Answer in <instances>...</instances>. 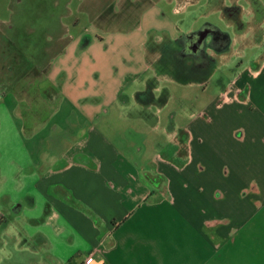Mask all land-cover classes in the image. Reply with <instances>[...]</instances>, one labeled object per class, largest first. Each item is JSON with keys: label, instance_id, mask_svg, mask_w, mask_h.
Returning a JSON list of instances; mask_svg holds the SVG:
<instances>
[{"label": "crops", "instance_id": "obj_1", "mask_svg": "<svg viewBox=\"0 0 264 264\" xmlns=\"http://www.w3.org/2000/svg\"><path fill=\"white\" fill-rule=\"evenodd\" d=\"M143 1L149 4L154 0ZM176 2L180 4V0ZM197 2L199 0H193L190 4L184 3L183 9ZM85 11L88 14L97 13L89 11L88 8ZM38 18L26 13L20 17L19 22L22 23L23 29V24L36 23ZM237 20L227 19L229 24L239 25ZM50 22L49 24H53V21ZM205 25L210 26L211 32H218L222 36L218 39L220 43L212 50L217 52L218 56L219 53L221 55L227 53L232 43L230 35L210 23ZM201 29L183 32L175 27L169 31V35L163 34L159 41H152V48L164 39L171 43V57L156 67L160 74L169 70L176 74L177 79L199 81L212 72L211 62L200 66L195 64L193 56L188 57L186 52L181 54L184 43L197 39L198 36L193 34L201 32ZM176 33L179 35H174ZM212 36L211 33L206 34L200 37V41L208 43ZM28 38L25 36V39H19L22 46L26 47L20 53L27 58L35 57L24 52L28 46L26 43H36L34 38ZM173 43L180 48H173ZM148 44L151 43L147 42L143 47L145 55L141 58L144 62L140 59L135 65L131 62V66L127 67L132 77L134 76L131 78L132 81H137L131 89L123 83L113 85L108 81L112 80L111 71L115 69H112L111 64L100 65L99 84L93 88L88 87L86 84L88 78L85 75L90 71L87 63L91 61L81 62L76 56H71L72 62L68 61V53L65 51H60L54 60L63 62L67 58L66 69L56 68L50 71L47 67L31 70L35 77L52 73L54 78L57 77L61 81L55 83L56 87L52 89L54 92L48 93V95L51 93V101L57 99L59 102V98H62L68 106L73 107V104L86 103L91 96H98L100 105H103L102 100L106 103L108 99L110 103L128 109L133 106L144 109L143 115H124L120 121L135 130L146 129L154 136L156 142L153 150L145 158L135 161L120 148L119 141L114 140L117 132L110 126L103 123L98 128L85 123H90L94 117L100 116L99 113L92 114L87 109L74 120H67L68 117L62 120L51 115L50 120L47 119L50 121L49 133L33 142L32 138L36 136L40 117L36 111L35 113L29 111L31 112L29 121L34 127L21 131L23 136L29 137L30 147L19 149L31 157L23 165L25 170L23 179L25 188L29 186L34 195L36 191L42 196L40 198L43 210L37 214L42 215V219L39 220L42 230L37 232L28 229L30 223H36V219L39 218L31 220V217H22L24 209L28 211L32 207L39 208L38 201L30 198L34 195L28 193H23L27 203H21L20 198L15 200V205L8 203L0 222L3 225L0 227L2 239L5 234H9V237L15 238V246L20 247L21 252L29 250L33 252V257L22 264H178L175 254L179 246L173 244L172 238L169 239L168 236L171 231L177 229L171 226L173 221L170 220L169 202L176 203L178 200L181 202L182 192L186 191L187 186L192 190L191 197H197V188L205 187L206 192L213 191L211 186L213 181L217 180L214 172L219 163L218 154L213 151L212 139L217 134L223 138L227 133L230 141L227 145L225 182L230 196L227 197V201L231 202V206H228L229 213L242 214L244 218L264 213L263 101L251 103L247 100L244 102L248 104L246 107L238 102L236 95L235 98H227L229 102L235 101L237 106L243 107L228 112L234 119L242 118L241 131L234 125L231 131L220 132L218 126L220 118L217 113L219 111L213 108L209 112L202 111L197 116H190L184 125L178 122L176 115L168 122L162 112V108H166L168 94L166 89L162 90L163 99L157 101V93L161 87L153 84L155 79H152L155 75L150 73L151 64L148 58L152 59L154 56L149 54ZM42 48L38 53L40 57ZM150 50L156 54L153 49ZM163 50L165 51H161L162 55L167 49ZM159 61H163L161 55ZM258 87L263 90L262 86ZM218 106L219 104L216 108ZM249 118L254 119L252 129L245 123ZM103 122H106V119ZM59 130L67 131L69 136L60 138ZM54 135L58 136L55 138ZM43 139H48V143L42 141ZM208 206L212 207V204ZM195 215L196 213L192 214L195 220L194 227L185 228V231L191 234L192 242L198 243L197 251L204 250L209 254L225 248L204 247L206 244L201 226L207 223V219H202V214L197 218ZM70 232L76 237H70L68 241L67 237H61ZM179 238L177 237L178 242H182ZM236 241L232 250H241L243 240H239L237 245ZM181 259L187 261L185 257ZM197 264L203 262L199 261Z\"/></svg>", "mask_w": 264, "mask_h": 264}, {"label": "rangeland", "instance_id": "obj_2", "mask_svg": "<svg viewBox=\"0 0 264 264\" xmlns=\"http://www.w3.org/2000/svg\"><path fill=\"white\" fill-rule=\"evenodd\" d=\"M192 1L180 0L178 4L176 0H154L153 3L146 4L143 0H41L40 3L34 0H0V222L8 203L15 205V200L20 198L21 203L25 204L27 199L23 193L34 195L31 187L25 188L23 179V165L31 157L19 149L30 147L29 137L23 136L22 131L34 127L29 121L31 112L36 111L40 117L33 142L49 133L51 115L62 120L66 117L69 118L67 120H74L87 109L100 116L85 123L98 128L103 123L110 126L117 132L114 140L119 141L120 148L135 161L145 158L155 147L156 139L146 129L135 130L120 121L124 115H143L144 109L135 106L128 109L110 103L108 99L106 103L102 100L103 105H100L98 96H91L89 99L86 97V103L73 104V107L68 106L62 98H59V102L57 99L51 101V93H48L54 92L55 83L61 81L54 78L52 73L35 77L31 70L47 67L50 71L56 68L66 69L67 58L63 62L54 60L60 51L68 53V61H71V56H76L81 62L91 61L87 63L91 72L87 71L85 75L88 87L93 88L99 84L100 65L111 64L112 69H115L111 71L112 80L108 81L113 85L123 83L131 89L137 81H132L134 76L132 77L127 67L131 66V62L135 65L140 59L144 62L141 58L145 55L144 44L151 43L148 44L149 50L147 49L154 56L152 59L148 58L150 73L155 75L153 84L161 87L157 93V101L163 99L162 90L166 89L168 94L166 108H162L168 122L176 115L178 122L184 125L190 116H197L202 111L209 112L213 108L219 111L220 132L231 131L235 126L242 130V118L234 119L233 115H229L231 110L248 107L244 103L247 100L251 103L263 101L264 104V0H199L183 9L184 3L190 4ZM87 8L97 13L88 14L85 11ZM26 13L39 18L36 23L23 24L22 29L19 21ZM232 18L235 21L240 18L237 20L239 25L229 24L227 19ZM50 21L53 24H49ZM206 23L230 35L232 41L227 53H219L218 56L217 52L211 50L212 72L199 81L177 79L176 74L169 70L160 74L156 67L171 57V43L164 39L152 48V41H159L163 34L169 35V31L175 27L183 32L196 31ZM25 36L36 40V43H26L28 46L24 51L35 57L27 58L20 53L26 47L22 46L19 39H25ZM41 47L40 57L38 53ZM172 47L180 48L174 43ZM163 49H167L164 55L161 54V51H165ZM160 55L163 57L161 62ZM235 95L242 106L227 99L235 98ZM217 104L219 109L216 108ZM154 109L156 111L157 107ZM105 119L106 122H103ZM253 121L250 118L245 121L250 129L253 128ZM57 136L54 135L55 138ZM59 136L66 138L69 133L59 130ZM42 141L48 143V139ZM212 141L219 163L214 172L217 180L211 186L213 191L206 192L205 187L197 188V197H191L192 190L187 186L186 191L182 192L181 202L177 197L176 203L168 201L170 220L173 221L171 226L177 227L168 235L169 239L172 238L171 242L179 246L175 254L176 261L178 264H197L199 261L203 264H264V213L249 218L229 213L228 206H231V202L227 201L230 196L225 182L227 145L230 141L227 133L223 138L218 134L213 136ZM40 197L42 196L35 191L34 197L30 198L38 201L39 208L27 207L28 211L24 209V213H21L23 218H39L36 223L28 226L31 231L42 230L39 221L42 215H37L43 210ZM208 204H212V207ZM215 209L217 212H214ZM195 213L196 218L202 214V219H207V223L201 226L206 244L204 247L225 248L209 254L204 250L197 251L198 243L192 242L191 234L185 231V228L194 227L192 214ZM0 227H3L2 223ZM73 236L75 235L70 232L61 237H67L68 241ZM177 237L182 242H178ZM235 240L236 245L239 240H243L241 250H232ZM0 243V264H22L33 257L30 250L21 252L20 247L15 246V238L9 237V234H5L3 239L0 235ZM182 257L187 258V261H183Z\"/></svg>", "mask_w": 264, "mask_h": 264}, {"label": "flooded vegetation", "instance_id": "obj_3", "mask_svg": "<svg viewBox=\"0 0 264 264\" xmlns=\"http://www.w3.org/2000/svg\"><path fill=\"white\" fill-rule=\"evenodd\" d=\"M209 33L213 35L210 41L208 43L201 42L200 37L202 38L204 37V35L206 34L208 35ZM193 35H197L198 36L196 37L197 39L195 40L192 39L191 41H189V43L185 42L184 47L181 49V54H183V52H186L188 57L193 56L195 58V64L200 66H205L213 60V58L210 55V52L212 48H215L216 45L220 43L218 39L222 36L218 32L216 33L211 32L209 25H205L201 29V32L194 33Z\"/></svg>", "mask_w": 264, "mask_h": 264}, {"label": "trees", "instance_id": "obj_4", "mask_svg": "<svg viewBox=\"0 0 264 264\" xmlns=\"http://www.w3.org/2000/svg\"><path fill=\"white\" fill-rule=\"evenodd\" d=\"M123 221H125V220H123Z\"/></svg>", "mask_w": 264, "mask_h": 264}]
</instances>
